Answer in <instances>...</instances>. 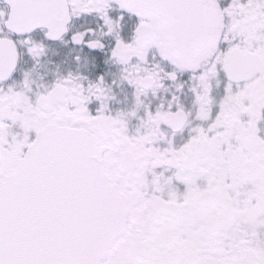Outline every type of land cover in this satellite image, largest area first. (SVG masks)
I'll return each mask as SVG.
<instances>
[{
  "label": "snow or ice",
  "instance_id": "6c2138e0",
  "mask_svg": "<svg viewBox=\"0 0 264 264\" xmlns=\"http://www.w3.org/2000/svg\"><path fill=\"white\" fill-rule=\"evenodd\" d=\"M0 264H264V0H0Z\"/></svg>",
  "mask_w": 264,
  "mask_h": 264
}]
</instances>
